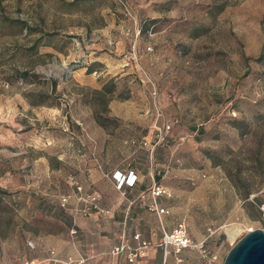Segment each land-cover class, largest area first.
Returning <instances> with one entry per match:
<instances>
[{"label":"rangeland","instance_id":"obj_1","mask_svg":"<svg viewBox=\"0 0 264 264\" xmlns=\"http://www.w3.org/2000/svg\"><path fill=\"white\" fill-rule=\"evenodd\" d=\"M138 65L164 119H180L169 138L206 129L176 150L192 179L178 186L197 187L192 240L224 259L258 225L264 0H0V264L52 262L64 221L83 216L74 183L114 188L111 173L145 151L132 128H151L155 100Z\"/></svg>","mask_w":264,"mask_h":264},{"label":"crops","instance_id":"obj_2","mask_svg":"<svg viewBox=\"0 0 264 264\" xmlns=\"http://www.w3.org/2000/svg\"><path fill=\"white\" fill-rule=\"evenodd\" d=\"M202 125L188 126L189 130L185 133L189 135L178 139H175L174 136V141L181 140L183 143L187 137H189L187 141H190V138L201 139L206 131ZM132 129V133L138 135L136 148L145 150L139 154L134 152L132 157L129 156L128 163L125 162L124 165L123 171L133 169L136 174L135 184L132 187L117 189L112 180L107 179L114 188L107 187L103 190L100 188L99 201L103 208L109 210V213L102 214L95 211L87 217L76 218L74 216L70 221H64V233H56V242L50 245V248L54 250V256L48 254L44 258L46 261H52L48 264H63L53 261L51 258L61 261L70 259L71 264H203L202 259L199 260L198 253L191 248H183L177 254L170 252L164 258L162 248L158 245L162 230L170 231L178 221L188 219L190 225V232L187 227L188 232L191 238L194 237L191 231V218L186 215L189 214L186 210L192 204V193L197 191V187L186 189L178 186L179 183L190 177L176 172L172 163L169 165L172 159H176L174 155H170L176 152L175 144L172 145L173 152L170 151L168 160L162 156L160 148L150 156V153H147L146 148L142 146V142L152 139L153 128L148 125H140ZM140 134L143 135L140 136ZM178 153L176 154L178 155ZM190 180L192 179L190 178ZM152 184L159 185L170 192V196L161 195L158 197L159 204L169 209V213L162 215L161 219L143 206L138 199V195L151 187ZM199 238L196 237L195 240ZM141 242L149 244L144 248L143 255L134 262L127 261L124 255L118 256L110 253L114 246L122 243L134 247Z\"/></svg>","mask_w":264,"mask_h":264},{"label":"built area","instance_id":"obj_3","mask_svg":"<svg viewBox=\"0 0 264 264\" xmlns=\"http://www.w3.org/2000/svg\"><path fill=\"white\" fill-rule=\"evenodd\" d=\"M140 65H138L139 67ZM140 73L147 77L149 84L151 86V95L153 100H155L154 111H155V119L152 123V128L155 132V142L149 148L150 156L152 155L153 149L156 144L162 142H168L169 134H171L173 127L179 123V119L177 117H173L171 119H164V114L159 110L156 103L159 99L158 89L150 79L148 74L142 67H139ZM170 97V95L168 96ZM181 140H179L177 144H179ZM171 156L173 153L170 154ZM176 162L179 160L176 159ZM108 177L107 174H105ZM136 174L132 170L123 171L120 169H116L111 173V177L109 179L112 180L115 188L121 189L124 184L132 186L136 181ZM75 184V194L76 199L82 205L76 209L78 213L83 216H89L92 212H100L102 214H108L109 210L105 209L101 206L99 198L100 194L97 191H91L89 193L84 192L81 185ZM263 193V198L260 201H254L256 208L260 213V220L258 221V225L248 226L246 227L242 234L249 232L255 228H260L264 230V189L261 191ZM161 195L170 196V192L166 191L163 187L152 184L147 190L142 191L138 195V199L141 201V204L145 206L150 212H154L159 219L164 214L169 213V209L163 207L158 202V197ZM254 196H252L253 199ZM70 195H63L59 199V203L62 207H65L68 203ZM209 230V228H208ZM138 237V236H136ZM207 236H205L200 241H193L189 235L187 225L185 220L182 219L178 221L175 226L170 231L162 230V235L160 237L158 245L162 248L164 258L170 253L174 252L175 254L179 253L183 248H191L196 249L201 256L203 264H222L223 259L221 258L219 252L215 250H211L207 247L206 244ZM149 243L141 242L137 246L131 247L125 243L114 246L110 253L112 255H124L126 260L129 262L136 261L140 256L143 255V250L148 246ZM53 253V251H51ZM53 261H58L63 264H71L70 259L67 261H61L56 258H51Z\"/></svg>","mask_w":264,"mask_h":264},{"label":"water","instance_id":"obj_4","mask_svg":"<svg viewBox=\"0 0 264 264\" xmlns=\"http://www.w3.org/2000/svg\"><path fill=\"white\" fill-rule=\"evenodd\" d=\"M222 264H264V230L244 233L226 253Z\"/></svg>","mask_w":264,"mask_h":264},{"label":"trees","instance_id":"obj_5","mask_svg":"<svg viewBox=\"0 0 264 264\" xmlns=\"http://www.w3.org/2000/svg\"><path fill=\"white\" fill-rule=\"evenodd\" d=\"M153 24V23H152ZM196 35V34H195ZM263 56V53H262V51H261V53H260V57H262ZM89 71H91V70H89ZM243 121L242 120H240V119H236V118H234L233 120H232V124L233 125H235L236 127H240V126H243ZM155 133V132H154ZM206 133V131L203 133V134H205ZM174 140L173 139H171V138H168V142H162V143H158V144H156L155 145V147H154V149H153V152H155V150H157L159 147H164V148H169V142H173ZM154 142H155V135L152 137V139L151 140H149V141H146V140H144L143 142H142V146L143 147H145L146 148V150H147V152H149V148H150V146L151 145H153L154 144ZM178 141H176L174 144H175V146H176V149L175 150H177L178 149V147L180 146V145H182L183 143L182 142H180L179 144H177L176 145V143H177ZM173 144V145H174ZM148 145V146H147ZM152 152V153H153ZM174 156H175V158L176 159H178L179 161L178 162H176L175 160L176 159H172V160H174L173 162H171L170 161V163H169V165H178L179 166V164H180V159H179V157H177V154H176V152H175V154H173ZM172 163V164H171ZM132 171H133V169H132ZM134 172V171H133ZM135 184V183H134ZM133 184V185H134ZM132 185V186H133ZM132 186H129V185H126V184H124L123 186H122V188H125V187H132ZM70 217L68 218V220H65V221H70Z\"/></svg>","mask_w":264,"mask_h":264}]
</instances>
